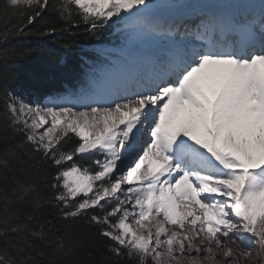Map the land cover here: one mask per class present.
Masks as SVG:
<instances>
[{"label":"snow or ice","instance_id":"1","mask_svg":"<svg viewBox=\"0 0 264 264\" xmlns=\"http://www.w3.org/2000/svg\"><path fill=\"white\" fill-rule=\"evenodd\" d=\"M4 9L22 21L5 41L51 9L69 26L122 25L165 42L123 87L82 93L71 106L9 95L7 128L23 139L3 148L4 167L10 156L50 164L48 202L65 219L86 216L108 252L132 264H264V6L241 20L207 11L162 21L149 0H6ZM70 135L78 140L66 147ZM26 145L38 159L18 155ZM82 154L98 158L81 165ZM12 215L0 234L72 250L44 223ZM0 264L26 261L5 250Z\"/></svg>","mask_w":264,"mask_h":264},{"label":"trees","instance_id":"2","mask_svg":"<svg viewBox=\"0 0 264 264\" xmlns=\"http://www.w3.org/2000/svg\"><path fill=\"white\" fill-rule=\"evenodd\" d=\"M51 2L55 3V0ZM5 3L6 0H0V34L22 23L18 15L5 11ZM51 28L56 31L48 34L46 30ZM100 31H88L82 23L69 26L49 9L22 33L6 41L0 35V153L6 145L23 139L22 134L7 128L9 95L44 98L63 92L84 71L88 46L97 42L94 37H98ZM72 137L66 138V147L75 146L78 138ZM17 152L21 158L38 159V154L31 152L27 145ZM7 161V167L0 163V220L6 212L21 223L29 222L27 217L30 216L32 227H36L37 222L44 223L46 232L62 236L65 245L72 250L66 248L59 254L55 245L46 240L8 233L6 236L0 234V252L6 250L9 256L25 260L26 264H132L127 258H118L108 252L110 241L100 235L95 225L87 222L86 216L65 219L56 206L48 202L46 198L52 195L50 185L56 174L50 164L30 160L31 166H22L11 156ZM24 184H31L34 191L20 198V192L14 190ZM27 244L31 246L25 248Z\"/></svg>","mask_w":264,"mask_h":264},{"label":"rangeland","instance_id":"3","mask_svg":"<svg viewBox=\"0 0 264 264\" xmlns=\"http://www.w3.org/2000/svg\"><path fill=\"white\" fill-rule=\"evenodd\" d=\"M158 13V12H156ZM155 14V13H154ZM133 33L126 32L122 25L105 26L101 29L97 38V43L90 46L92 59L88 60L87 71L82 80L78 81L77 87L68 86L66 93L48 98H61L66 102V106L77 101L82 93H87L93 89H99L107 85L104 91L113 90L117 87H123L130 81L141 67L146 68L143 56L139 53H133L136 49H125L127 43L132 38ZM128 41V42H127ZM114 75L108 78V75ZM109 85V86H108ZM26 103H43L45 100L38 97H28V95H18ZM47 98V99H48ZM73 136V135H70ZM73 136L72 138H74ZM98 158V154H82L76 157L81 165L91 166L92 162ZM234 246V245H233Z\"/></svg>","mask_w":264,"mask_h":264},{"label":"bare ground","instance_id":"4","mask_svg":"<svg viewBox=\"0 0 264 264\" xmlns=\"http://www.w3.org/2000/svg\"><path fill=\"white\" fill-rule=\"evenodd\" d=\"M255 1L257 0H149L150 3L155 5L154 13H159L155 14V19L161 21L175 16H198L204 12L213 11V8L218 4L230 6L242 14L244 9L253 5ZM164 46V40L154 35L141 37L133 34L126 48L137 49V52L144 57L145 62L148 64V58L152 54L159 53ZM113 76L109 74L108 78ZM103 86L107 87V85ZM103 86L100 87V90L106 89ZM233 247L235 248V245Z\"/></svg>","mask_w":264,"mask_h":264}]
</instances>
